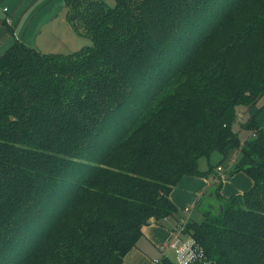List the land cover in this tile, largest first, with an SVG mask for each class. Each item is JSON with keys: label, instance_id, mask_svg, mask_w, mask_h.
Instances as JSON below:
<instances>
[{"label": "trees", "instance_id": "trees-1", "mask_svg": "<svg viewBox=\"0 0 264 264\" xmlns=\"http://www.w3.org/2000/svg\"><path fill=\"white\" fill-rule=\"evenodd\" d=\"M66 7L91 46L0 56V264H122L151 219L179 213L170 194L202 157L240 148L251 187L217 185L223 204L186 233L208 264H264V0Z\"/></svg>", "mask_w": 264, "mask_h": 264}, {"label": "crops", "instance_id": "crops-1", "mask_svg": "<svg viewBox=\"0 0 264 264\" xmlns=\"http://www.w3.org/2000/svg\"><path fill=\"white\" fill-rule=\"evenodd\" d=\"M83 35L70 23L66 0H0V56L16 42L45 54H69L84 44ZM201 172L199 176H184L173 188L170 198L180 211L184 212L188 206L199 209L206 195L214 199L213 191L219 184L220 194L225 198L233 193L242 194L252 185L244 171L228 173L217 167L209 174ZM182 218L185 217L179 212V216H170L166 222L151 219L143 228L148 244L137 243L122 264H156L159 259L152 248L163 255L171 250L165 245Z\"/></svg>", "mask_w": 264, "mask_h": 264}, {"label": "rangeland", "instance_id": "rangeland-1", "mask_svg": "<svg viewBox=\"0 0 264 264\" xmlns=\"http://www.w3.org/2000/svg\"><path fill=\"white\" fill-rule=\"evenodd\" d=\"M106 4L109 5L110 7H114L115 6V0H105ZM79 22V20L77 21ZM78 24V28L80 30V32L84 35H88L87 31L84 29V25L82 24V22L77 23ZM83 35V40L82 43H84L78 50H80L82 47L85 46H91L93 44V42L91 41L90 38L85 37ZM65 54V53H64ZM260 104L264 103V97L261 98ZM237 114H238V120L237 122L234 124L233 128L234 130L237 132L241 146H243L246 141L252 137L254 135L253 130L248 126L250 118L249 115L247 113V108L245 106H238L237 107ZM241 149L240 148L234 155L233 157L228 160L227 162H223V155L218 152L215 151L213 152L210 157H202L199 160V169H201V171H203L204 173H207L208 171L211 172L214 168L215 170H217V167L222 166L224 171H227L228 173L233 172V169L235 167L236 164H238L241 160H242V153H241ZM235 193L231 194L234 195ZM213 195H214V199L210 200V198H208V196L206 195L203 200H202V204H200L199 209L195 208L194 206H188L190 207V211L188 213L182 212V210L179 212L186 218L191 219L192 221H196V222H201L204 220V212L207 210H212L214 212H217L218 208L221 207L222 200L221 198L218 196V190L215 187L214 191H213ZM229 195V196H231ZM226 196V197H229ZM175 214L171 215L174 216ZM179 216V213L177 214ZM170 216H167L165 218H163L162 220H164V222H166V219H169ZM174 234L172 232L170 241L172 240ZM141 245L142 244H148L146 242V237L143 233V235L139 238L138 240ZM169 242V241H168ZM152 250L155 251V257H157L159 260H162V258L167 257L169 259V261L173 264H178V259H177V255L175 253L174 249L171 250H167L166 254H162V252L157 249V248H152Z\"/></svg>", "mask_w": 264, "mask_h": 264}, {"label": "built area", "instance_id": "built-area-1", "mask_svg": "<svg viewBox=\"0 0 264 264\" xmlns=\"http://www.w3.org/2000/svg\"><path fill=\"white\" fill-rule=\"evenodd\" d=\"M221 171L222 168L218 167ZM189 208H185L184 212L188 213ZM188 218H182L177 222L176 227L173 231L172 240L165 245V248L174 249L177 255L178 264H192L198 262L200 264H208V260L204 255L202 248L197 244L192 236L186 233V223ZM159 264L160 260L155 261Z\"/></svg>", "mask_w": 264, "mask_h": 264}]
</instances>
